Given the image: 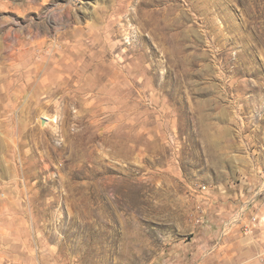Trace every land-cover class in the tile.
Masks as SVG:
<instances>
[{"label": "rangeland", "instance_id": "obj_1", "mask_svg": "<svg viewBox=\"0 0 264 264\" xmlns=\"http://www.w3.org/2000/svg\"><path fill=\"white\" fill-rule=\"evenodd\" d=\"M0 264H264V0H0Z\"/></svg>", "mask_w": 264, "mask_h": 264}]
</instances>
